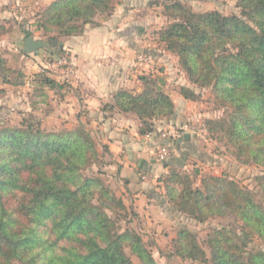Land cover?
<instances>
[{
  "label": "trees",
  "instance_id": "1",
  "mask_svg": "<svg viewBox=\"0 0 264 264\" xmlns=\"http://www.w3.org/2000/svg\"><path fill=\"white\" fill-rule=\"evenodd\" d=\"M116 1L55 0L39 13L37 30L49 38L51 54L64 55L60 38L79 35L87 24L97 23V16L111 15ZM238 6L240 14L226 15L195 12L181 1L166 3L168 23L155 34L177 55L189 80L211 87L218 103L229 109L206 121L213 136L229 137L240 163L264 165V0H238ZM10 28L2 21L0 37ZM0 69L11 70L2 57ZM54 76L40 73L38 81L60 87ZM143 79L142 93L121 90L111 107L135 113L146 125L143 132H151L150 121L171 117L175 104L158 79ZM181 90L186 98L194 96L189 88ZM40 97L45 100L46 95ZM184 137L165 143L174 146ZM107 151L104 145L100 154L84 124L61 130H46L41 121L30 119L2 124L0 264H135L132 256L141 264H158L142 234L123 226V220L129 224L127 217L137 213L107 184L102 169L87 173L105 163ZM160 181L172 209L188 219L244 215L240 231L213 229L207 239L210 257L196 233L186 228L173 240L176 254L204 264H264V201H247L239 183L226 176L207 174L196 186L188 171L175 167ZM257 181L264 199V174ZM255 238L261 246L252 249Z\"/></svg>",
  "mask_w": 264,
  "mask_h": 264
},
{
  "label": "crops",
  "instance_id": "2",
  "mask_svg": "<svg viewBox=\"0 0 264 264\" xmlns=\"http://www.w3.org/2000/svg\"><path fill=\"white\" fill-rule=\"evenodd\" d=\"M3 5L4 0H0V13ZM162 7L161 0H117L111 15L100 17L96 24H87L79 35L61 37L60 48L76 66V74L66 81L60 71L54 72L60 85L56 88L38 81L40 65L50 55H42L40 51H22L18 55L19 41L24 38L21 33L12 32L0 39V57L10 62L9 68L14 67L13 60L22 64L24 73L35 74L36 79L31 84H4L7 92L0 97L2 105L11 108L15 102L19 108L23 104L26 108L32 104L40 106L45 101L40 99L44 93L49 116L59 122L53 125L62 122L66 126L86 125L101 145L108 148L102 165L105 176L117 184L118 194L125 203L148 223L174 213L160 177L171 168L183 166L192 153H197L195 138L190 134L189 139L177 140L175 153L167 161L154 156V150L168 142L160 136L163 131L197 114L194 103L180 93L182 87L193 86L182 73L178 57L155 34L164 26ZM140 53L151 57L153 67L138 60ZM154 66H159L160 71ZM146 75L158 79L175 104L171 117L150 121L151 132H143L146 125L135 113L111 107L115 104V94L121 90L142 93ZM28 92H32L30 96Z\"/></svg>",
  "mask_w": 264,
  "mask_h": 264
},
{
  "label": "rangeland",
  "instance_id": "3",
  "mask_svg": "<svg viewBox=\"0 0 264 264\" xmlns=\"http://www.w3.org/2000/svg\"><path fill=\"white\" fill-rule=\"evenodd\" d=\"M38 1L39 0H4V5L2 7L3 10L1 12L3 13V17L0 18V23L2 21L6 22L7 26H11V28L6 34L2 35L0 38H3L4 36L8 37L7 35L12 32L24 34V38L19 41L20 43L17 47L16 53L18 55L21 54V52L23 51L24 39L27 37L25 31H30L31 33H33L32 36H34L38 40L46 41L48 44L47 47L40 49L39 51L40 53H42V55L46 54L50 55V57L47 60L44 59V61H42L43 64L40 65V73H46L48 75H51L54 72L49 69L50 64L52 60L58 55L51 54L50 51L52 48L50 45L49 38L46 37L41 31L37 30L36 22L39 18V13L52 2L50 3V0H40L39 2ZM161 1L163 7L162 9L160 8V11L163 14L164 26L168 23L169 20L168 16L165 14V4L171 3L173 1H181L188 8L195 12L218 10L226 15L241 13V8L238 6V0ZM102 16L106 17L105 15H99L97 16V19ZM39 59L42 60L43 58L40 57ZM12 63L14 67H11L10 71L4 72L2 71V69H0V97L5 96L7 92V87H5L4 84L15 86L18 84H24L26 82H29L31 84V82L36 80L35 74L24 73L22 64L13 62V60ZM6 65L7 67H9L10 65V62L8 60H6ZM180 68L182 70V73L185 75V78L193 86V88H186H189L190 91L193 92L194 96L191 98H186L182 90H180V93L186 99L194 103V105L196 106L195 111L197 112V114H195V116L193 115L192 118L187 119L186 121L181 122L177 125L188 123L195 126L196 128L199 127L197 128L199 130V134L190 131V134L194 136L196 141L194 147L195 150H197V153H192L188 157L185 166L176 168L188 171L192 175V179L195 181L196 186H199L201 184L202 177L207 174L226 176L230 179H235L239 183L240 187L243 189L247 201H250L251 197L264 201L261 193H259L257 181V177L264 174V165L240 163L233 153L235 150L234 147L228 144L227 142L229 141V137L222 136L223 138L219 139L218 136H213L212 132L210 131V127L206 122L208 119L222 117L229 109L226 106L223 107L218 103L211 87H198L194 85L189 80L188 76L186 75V72L182 69L181 66ZM157 69V71H160L159 66L157 67ZM4 76L6 77L5 79L2 78ZM31 93L32 92H28V95L30 96ZM45 101L41 102L40 106H34L32 104L28 106V108H26L24 104L23 108H21L22 106H20V108L16 107L15 102L14 105H12V107L10 108L6 105H2V102H0V127L3 123H5L6 125L13 126L18 125L24 119H30L34 122L41 121L42 127L46 130H61L67 127L74 128L77 126H66V123H63L62 121L61 125H53L54 122H59H56L51 119V117L49 116L48 109L49 103H46L47 101ZM52 125L56 127L54 128ZM96 141L98 144V150L100 154H102L103 146L97 139ZM99 169H102V166L95 165L91 167L87 173L91 174L93 172H97ZM197 171L198 174L196 173ZM107 184L110 185V187L118 197H121L118 194L119 191L117 190V184L114 181H110V179L107 178ZM128 207L130 208V210L135 211L132 207ZM173 212L174 213L172 215L168 213V216L165 219H159L157 222H144L139 218L138 214L136 215V217H133L132 214L127 217V219L131 218V222L129 224L125 222L126 219L122 221L123 226L128 225L129 227L135 229L140 234H142L144 241L148 245L155 258V261L158 264H204L199 263L198 261H192L190 259H183L180 255L176 254L173 240L177 237L181 229L186 228L196 233L199 243L207 252L208 257H210V248L207 244V239L212 234L213 229L219 226H228L237 231H240L241 226L244 222L243 213L242 215L233 214L228 216L211 218L206 222H197L195 220L186 218L184 215L180 214L179 212H176L175 210ZM260 246V241L257 238H255L250 244V248L252 249L260 248ZM126 252L130 255V249L128 247L126 248ZM132 259L135 264H141L137 257L132 256Z\"/></svg>",
  "mask_w": 264,
  "mask_h": 264
},
{
  "label": "built area",
  "instance_id": "4",
  "mask_svg": "<svg viewBox=\"0 0 264 264\" xmlns=\"http://www.w3.org/2000/svg\"><path fill=\"white\" fill-rule=\"evenodd\" d=\"M138 60L153 67L152 64H154V62H152L151 57H149L145 53H140L138 55ZM49 69L53 72L60 71L62 73L63 79L66 81L76 74V66L74 65L70 57L66 54L55 57L52 60ZM154 69L156 70L157 67L154 66ZM197 128L188 123L175 125L168 130L163 131L160 136L163 139L173 140L178 137L184 136V134L186 133L190 134V131L199 134V130ZM174 153L175 148L172 143H163L154 150V156L160 161H167L174 155ZM146 177L147 175H145L143 178Z\"/></svg>",
  "mask_w": 264,
  "mask_h": 264
},
{
  "label": "water",
  "instance_id": "5",
  "mask_svg": "<svg viewBox=\"0 0 264 264\" xmlns=\"http://www.w3.org/2000/svg\"><path fill=\"white\" fill-rule=\"evenodd\" d=\"M47 47V42L44 40H38L34 36H29L25 39L23 51L25 53H35L40 49ZM190 134L185 135V139H189Z\"/></svg>",
  "mask_w": 264,
  "mask_h": 264
}]
</instances>
